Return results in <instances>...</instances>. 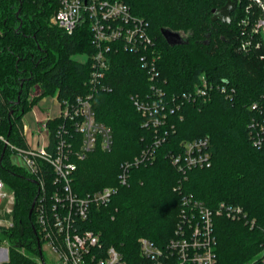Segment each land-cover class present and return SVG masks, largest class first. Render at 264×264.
I'll use <instances>...</instances> for the list:
<instances>
[{
    "label": "trees",
    "instance_id": "16d2710c",
    "mask_svg": "<svg viewBox=\"0 0 264 264\" xmlns=\"http://www.w3.org/2000/svg\"><path fill=\"white\" fill-rule=\"evenodd\" d=\"M107 1V0H106ZM126 4L130 12L148 25L156 54L157 85L165 96L193 90L204 77L210 83L232 87L236 95L215 93L211 101H184L160 128L166 140L151 162L131 167L129 185L119 186L123 163L133 162L155 140V128L131 102L132 95L149 93V74L140 56L110 53V65L92 96L97 122L112 131L109 152L100 148L84 160H74L71 187L78 197L104 187L118 189L111 201L89 209L88 218L77 222L81 232L98 236L102 254L114 247L126 264H146L139 254L138 239L164 246L174 236L182 196H190L215 210L223 203L240 207L245 219L230 220L213 215L216 264H249L264 253V144L254 146L249 135L254 101H264V61L237 52V18L250 0H236L231 23L211 22L213 10L226 0H109ZM60 0H0V134L10 145L24 148L23 117L41 97L59 102L88 92L87 79L94 53L86 23L72 34L50 24ZM184 36V37H182ZM87 56L79 62L74 56ZM37 86L41 94L29 98ZM61 116L45 122L52 146ZM66 125V123H65ZM208 137L211 167L191 169L183 176L170 160L181 153L182 144ZM77 149L74 147L73 150ZM3 153V155H2ZM10 151L0 141V180L14 193L13 227L0 229L9 245L6 264H41L39 238L33 211L37 198L35 180L13 166ZM50 185L51 178L47 180ZM96 253H98L96 251ZM42 255V250H41ZM43 258V256H42ZM45 261V259H44ZM167 264H177L168 258Z\"/></svg>",
    "mask_w": 264,
    "mask_h": 264
},
{
    "label": "built area",
    "instance_id": "2783aa9c",
    "mask_svg": "<svg viewBox=\"0 0 264 264\" xmlns=\"http://www.w3.org/2000/svg\"><path fill=\"white\" fill-rule=\"evenodd\" d=\"M238 1V0H237ZM86 23L91 31L94 53L91 58L90 74L87 79L88 92L72 100L59 102V113L64 121L55 132L54 144L48 142L49 131L44 123H38L35 145L27 144L26 126H22L24 148L10 145L0 134V141L10 153L18 154L25 162V173L33 177L38 187L37 198L32 209L34 222L43 245H48L61 264H126L114 247L101 254L98 236L92 231H80L77 222L88 218L89 209L108 204L118 189L104 187L78 197L72 190V173L76 169L74 160H84L95 149L109 152L113 146L112 131L97 122L92 111V96L97 88H104L99 82L110 65V53L125 51L140 56L141 67L146 69L150 82L149 93L143 97L132 95L134 109L144 118L145 126L155 128V140L133 162L120 165L117 183L128 186L131 167L151 162L156 149L165 142L166 133L161 136L160 128L170 114L179 111L184 101L206 103L215 93L225 98L236 95L230 87L210 83L204 77L200 83L182 95L165 96L157 85V56L150 50L154 41L148 34V25L130 12L129 6L109 0H60L59 8L53 14L50 24L72 34ZM236 50L242 54L264 61V0H250L237 18ZM251 109L256 110L250 119L249 135L252 144H264V101H254ZM66 123V125H65ZM74 147L77 149L73 150ZM208 137L185 142L181 153L171 154V163L183 176L191 169L211 167ZM51 178V184L47 180ZM14 193L0 180V229L13 227L11 213ZM180 213L173 238L164 246H156L151 240L139 238V254L146 264H167L168 258L177 264H216L213 215L222 213L230 220L245 219L240 207L219 204L215 210L190 196H182ZM5 243L8 245L7 242ZM41 250V248H40ZM96 251L98 253H96ZM8 248L0 247V264L8 263ZM3 262V263H2ZM249 264H264V253L259 260Z\"/></svg>",
    "mask_w": 264,
    "mask_h": 264
},
{
    "label": "rangeland",
    "instance_id": "374dc122",
    "mask_svg": "<svg viewBox=\"0 0 264 264\" xmlns=\"http://www.w3.org/2000/svg\"><path fill=\"white\" fill-rule=\"evenodd\" d=\"M182 37H184V36H182ZM74 59L79 61V62H85L87 60V56H85V55L74 56ZM32 87L33 88L29 92L28 96L30 99H33V98L36 99L38 96H40L41 89H39V87H37V86H32ZM53 98L54 97H52L51 95L44 96L43 98H40L38 100L37 104L32 106L30 109H28L26 111V113L24 114L23 124H25L27 126V130H28L26 135H25L27 143H29L31 145H35L34 143L36 142V138L34 136H32L31 133L36 131L37 123H41L44 120V117H45L44 111L50 109L53 106V102H54ZM42 99H44V100H42ZM7 157L13 166L20 168L21 171H24V172L27 170L25 162L23 161V159H21V157L18 154L10 153L7 155ZM2 242H4V240ZM5 242H7V241H5ZM3 247L8 248V245L3 243L2 248ZM41 250H42V256L45 259L46 264H61L58 261L57 257L55 256L52 249L47 244L43 245ZM3 264H5V263H3Z\"/></svg>",
    "mask_w": 264,
    "mask_h": 264
},
{
    "label": "water",
    "instance_id": "95a60500",
    "mask_svg": "<svg viewBox=\"0 0 264 264\" xmlns=\"http://www.w3.org/2000/svg\"><path fill=\"white\" fill-rule=\"evenodd\" d=\"M236 0H226L225 4L222 5L221 9L213 10L211 16V22H220V23H231L230 16L236 9ZM3 155V153H2ZM1 160V158H0ZM34 201V200H33ZM35 201L32 203L28 216L30 217L32 209L34 207ZM39 258L41 260V264H46L44 258H42L41 250L39 246Z\"/></svg>",
    "mask_w": 264,
    "mask_h": 264
},
{
    "label": "crops",
    "instance_id": "0c3cea01",
    "mask_svg": "<svg viewBox=\"0 0 264 264\" xmlns=\"http://www.w3.org/2000/svg\"><path fill=\"white\" fill-rule=\"evenodd\" d=\"M41 98H43V97H41ZM42 100H44V99H42ZM53 100H54V102H53V106L50 108V109H48V110H46V111H44V115H45V117H44V120L42 121V123H44V122H46L47 120H52V119H54L55 117H57L58 116V113H59V101L56 99V97L54 96V98H53ZM24 126H26L25 124H23ZM38 123H37V125H36V131H37V127H38ZM26 130H27V126H26ZM28 131V130H27ZM36 131H34V132H32L31 134H32V136H34V133L36 132ZM29 133V132H28ZM36 138V137H35ZM27 142V141H26ZM36 143V142H35ZM34 143V144H35ZM28 144V143H27Z\"/></svg>",
    "mask_w": 264,
    "mask_h": 264
}]
</instances>
